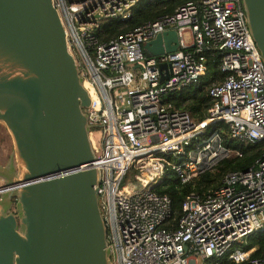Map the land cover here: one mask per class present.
<instances>
[{
  "label": "built area",
  "instance_id": "2783aa9c",
  "mask_svg": "<svg viewBox=\"0 0 264 264\" xmlns=\"http://www.w3.org/2000/svg\"><path fill=\"white\" fill-rule=\"evenodd\" d=\"M152 1L53 0L91 98L85 112L110 260L220 264L228 258L235 264H264V256L242 244L264 232V145L251 166L227 173L218 189L204 197L186 195L176 226L170 221V198L153 190L169 173L187 183L221 160L240 156L239 149L223 142V131L229 142L264 143V61L242 0L188 1L171 14L98 40L102 21H125L136 4ZM170 30L177 35V49L147 55L144 45ZM214 53L225 78L209 88L213 104L197 122L165 96L201 82L208 74L207 56ZM162 63L167 77L160 80Z\"/></svg>",
  "mask_w": 264,
  "mask_h": 264
},
{
  "label": "water",
  "instance_id": "95a60500",
  "mask_svg": "<svg viewBox=\"0 0 264 264\" xmlns=\"http://www.w3.org/2000/svg\"><path fill=\"white\" fill-rule=\"evenodd\" d=\"M242 3L264 61V0ZM176 49L172 30L144 45L149 55ZM90 104L53 0H0V125L15 157L0 165V264H113Z\"/></svg>",
  "mask_w": 264,
  "mask_h": 264
},
{
  "label": "trees",
  "instance_id": "16d2710c",
  "mask_svg": "<svg viewBox=\"0 0 264 264\" xmlns=\"http://www.w3.org/2000/svg\"><path fill=\"white\" fill-rule=\"evenodd\" d=\"M188 1L197 0H154L152 2H139L134 6L127 20H112L101 23L96 29L95 34L99 41H108L147 21L155 20L162 15L171 14L179 6ZM207 64L208 75L201 82L165 96L167 103H170L175 109L188 111L197 122L205 119L207 109L213 104L208 93L209 88L213 84L221 83L225 78V73H222L219 68L220 56L218 54L208 55ZM217 123L221 127V130L225 129L221 121ZM221 134L223 142L240 150V156L221 160L214 170L207 171L192 179L190 182L182 183L175 174L169 173L153 186V190L157 194L166 195L170 198L172 208L170 221L173 226H176L181 215V205L186 195L193 192L204 197L207 193L222 186L223 179L227 173L245 170L261 156L264 143L251 145L233 141L229 142L226 132L223 131ZM242 244L246 249L253 248V255L264 256V232L254 233L248 236ZM220 264L235 263L228 258H223Z\"/></svg>",
  "mask_w": 264,
  "mask_h": 264
},
{
  "label": "rangeland",
  "instance_id": "374dc122",
  "mask_svg": "<svg viewBox=\"0 0 264 264\" xmlns=\"http://www.w3.org/2000/svg\"><path fill=\"white\" fill-rule=\"evenodd\" d=\"M107 22V21H102V23ZM185 39L186 41H189L190 39V35L189 33H185ZM145 53L147 55L150 54L149 51L145 50ZM211 129V127H205V132H208ZM96 140L97 143L100 144L101 143V137L100 136H96ZM14 151H13V144H12V140L11 137L8 133V131L6 130V128L2 125H0V165H10L12 164V166H14L15 164V159H14ZM3 179L0 178V186H2L3 184ZM136 187H139L140 185L138 183H136Z\"/></svg>",
  "mask_w": 264,
  "mask_h": 264
},
{
  "label": "flooded vegetation",
  "instance_id": "af4514ba",
  "mask_svg": "<svg viewBox=\"0 0 264 264\" xmlns=\"http://www.w3.org/2000/svg\"><path fill=\"white\" fill-rule=\"evenodd\" d=\"M4 182H3V184H2V186L1 187H3L5 184H6V181L5 180H3Z\"/></svg>",
  "mask_w": 264,
  "mask_h": 264
},
{
  "label": "crops",
  "instance_id": "0c3cea01",
  "mask_svg": "<svg viewBox=\"0 0 264 264\" xmlns=\"http://www.w3.org/2000/svg\"><path fill=\"white\" fill-rule=\"evenodd\" d=\"M207 75H208V74H207ZM207 75H206V76H207ZM204 78H205V77H204ZM204 78H203V79H204ZM203 79H202V80H203ZM206 116H207V111H206ZM206 116H205V118H206ZM202 121H203V120H202Z\"/></svg>",
  "mask_w": 264,
  "mask_h": 264
}]
</instances>
